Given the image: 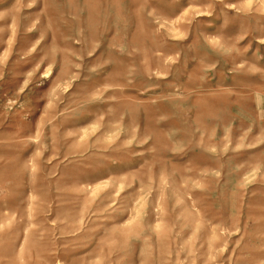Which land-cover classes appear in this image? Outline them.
Here are the masks:
<instances>
[{
    "label": "rangeland",
    "instance_id": "374dc122",
    "mask_svg": "<svg viewBox=\"0 0 264 264\" xmlns=\"http://www.w3.org/2000/svg\"><path fill=\"white\" fill-rule=\"evenodd\" d=\"M0 264H264V0H0Z\"/></svg>",
    "mask_w": 264,
    "mask_h": 264
}]
</instances>
